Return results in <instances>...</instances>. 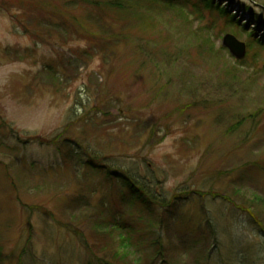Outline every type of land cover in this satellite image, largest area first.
I'll use <instances>...</instances> for the list:
<instances>
[{"label":"rangeland","instance_id":"1","mask_svg":"<svg viewBox=\"0 0 264 264\" xmlns=\"http://www.w3.org/2000/svg\"><path fill=\"white\" fill-rule=\"evenodd\" d=\"M258 198L264 6L0 0V264H98L111 217L127 264H264Z\"/></svg>","mask_w":264,"mask_h":264},{"label":"trees","instance_id":"2","mask_svg":"<svg viewBox=\"0 0 264 264\" xmlns=\"http://www.w3.org/2000/svg\"><path fill=\"white\" fill-rule=\"evenodd\" d=\"M252 1L255 3H259L262 6H264L263 0H252ZM211 6H212V4L210 2V7ZM221 12L225 14V11H221ZM90 166H92V168L97 172L105 170L104 167L96 165V164L90 163ZM129 173L130 172H125L123 174V176H118L119 173L108 172L107 176L109 178H113V179H117V180H123L126 183V185L129 187V189L132 191V194L135 196L136 201L142 202L144 204V206L149 211H151L152 207L150 206V201H148V199L146 197H144V194H142L143 191L138 186L135 185V183H137L139 185H141V183L138 182L137 180H134V178L130 177ZM120 177H121V179H120ZM257 200H258V202H260V204L264 205L263 200H261L260 198H258ZM132 201H130V203L133 204ZM147 224H149V226H151V227L152 226L155 227L153 221L152 222L149 221V222H147ZM262 228L264 230L263 224H262ZM121 229H122V225L120 223L117 224L116 219L114 217H111L109 219V221H107V224H106L107 232L106 233L112 240H114L113 236H114V230H115V235L118 234L119 245H120L121 250H117L115 248L116 245H115V247L112 246L111 248H108L107 246L103 247V251L105 253L101 257L96 255L98 264H127V259L131 258L130 251H131V248H133V246H135L133 244L134 243V237H132V238L127 237L128 235L123 234ZM97 234L99 235V233H97ZM161 240H162V238H161L160 233H159V236L154 235L151 237V240L149 241V244L147 246V247H152L154 249V251H155L154 252V258L155 257L156 258L161 257L160 256L161 255L160 244L162 243ZM87 243L91 244V242H89L88 240H87ZM125 247H127L129 249H124Z\"/></svg>","mask_w":264,"mask_h":264},{"label":"water","instance_id":"3","mask_svg":"<svg viewBox=\"0 0 264 264\" xmlns=\"http://www.w3.org/2000/svg\"><path fill=\"white\" fill-rule=\"evenodd\" d=\"M223 46L229 49L231 54L238 60H242L246 56V45L230 34L224 37Z\"/></svg>","mask_w":264,"mask_h":264}]
</instances>
